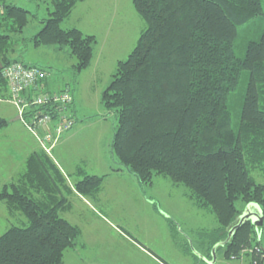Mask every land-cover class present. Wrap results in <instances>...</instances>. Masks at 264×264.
<instances>
[{"label": "trees", "instance_id": "1", "mask_svg": "<svg viewBox=\"0 0 264 264\" xmlns=\"http://www.w3.org/2000/svg\"><path fill=\"white\" fill-rule=\"evenodd\" d=\"M83 1L53 0L50 17L33 38L36 47L68 50L76 76L91 66L97 38L62 25ZM132 1L147 28L102 94L103 107L118 121L112 155L140 185L167 177L187 187L194 204L215 216L218 226L200 233L201 253L209 263L216 249L227 260L248 256L251 264H263L264 184L252 172L264 176V28L247 42L243 58L235 50L239 27L264 17L263 0ZM28 24L29 11L0 0V101L11 97L4 68L27 65L11 54L13 34ZM246 72L235 131L230 97ZM7 125L0 119V130ZM79 176L75 190L86 197H94L106 178L83 171ZM69 191L48 154L29 156L20 180L0 192L9 213L28 223L0 236V264L63 263L81 236V229L61 215L71 208ZM239 202L257 205L262 222H244L228 240L245 213Z\"/></svg>", "mask_w": 264, "mask_h": 264}, {"label": "rangeland", "instance_id": "2", "mask_svg": "<svg viewBox=\"0 0 264 264\" xmlns=\"http://www.w3.org/2000/svg\"><path fill=\"white\" fill-rule=\"evenodd\" d=\"M6 1L29 11L28 26L22 33L13 34L11 58L48 71L49 90H59L65 85L70 88L77 100L78 113L82 112L89 120L72 140L70 149L66 152L62 147L61 157L65 162L61 163L62 170L69 174L76 167H83L90 175L108 176L104 192L94 208L77 203L74 196L71 211L61 214L78 225L82 232L76 240L77 254L69 257L72 253L69 251L65 264H234L233 260L224 258L223 251L216 253L215 263H209L203 257L200 233L215 229L218 223L209 210L199 209L194 204L187 187L164 176H156L151 184L142 186L117 164L112 155L111 144L118 121L114 113L103 107L102 94L111 83L119 61L128 58L147 28L133 1L87 0L81 6H75L71 18L62 27L69 29L73 23L97 38L95 61L79 76L73 69L75 59L70 57L68 50L62 52L55 46L34 45V36L53 11V0ZM260 28H264V17L239 27L235 43L239 58L245 56L247 42L259 34ZM248 75L247 72L243 74L239 88L230 97L235 131L239 128ZM8 101L12 103L10 98ZM81 122L82 117H79L77 125ZM19 123H16L19 142L11 144L13 157H17L20 163L16 169L18 175L0 174V192L5 184L19 181L25 171L23 160L32 142L31 135L23 131ZM88 159L92 165L87 163ZM113 172H124L125 175L115 176ZM76 175H71V188L81 179ZM252 175L264 184L260 172H252ZM243 207L239 202L238 208ZM252 207L257 210L252 209L250 213L257 214L259 207L254 204ZM27 225V220L16 214L7 226L0 229V236L12 226ZM262 243L264 246V237ZM243 258L250 260L248 256Z\"/></svg>", "mask_w": 264, "mask_h": 264}, {"label": "built area", "instance_id": "3", "mask_svg": "<svg viewBox=\"0 0 264 264\" xmlns=\"http://www.w3.org/2000/svg\"><path fill=\"white\" fill-rule=\"evenodd\" d=\"M3 75L8 82L10 99L18 108L20 119L40 138L42 146L50 151L74 127V97L71 90L66 88L59 92L46 91L47 72L21 63L7 66ZM41 130L45 131L42 137L39 135ZM260 257L264 264V254ZM252 264L259 263L254 261Z\"/></svg>", "mask_w": 264, "mask_h": 264}, {"label": "crops", "instance_id": "4", "mask_svg": "<svg viewBox=\"0 0 264 264\" xmlns=\"http://www.w3.org/2000/svg\"><path fill=\"white\" fill-rule=\"evenodd\" d=\"M87 1V0H86ZM86 1L83 2H79L76 6H81L82 4H84ZM77 7L75 10H77ZM73 14V12H72ZM72 14L70 15V17L67 19L69 20L72 16ZM79 28L81 29L85 34H89V35H94L92 32H85L80 26H74V24L72 23L71 26H69V28ZM95 61V53H94V59L93 62ZM28 65V64H27ZM33 66V65H32ZM92 66V65H91ZM90 66V67H91ZM49 84H50V75L48 76L46 83H45V90L49 91V92H59L61 90H63L64 88H66V85L64 88L59 89V90H49ZM71 90V89H70ZM73 97H74V104L72 107V114L74 116L75 119V124L74 127L67 133H65L60 139L59 141L51 147V150L48 151L47 149H45L41 142H40V138L35 135L34 133H32L27 127L26 125L21 121V119L19 118V114H18V109L16 108L15 105H13L11 102H9L8 100L6 101H0V119H6L8 121V125L0 130V174H7L8 176L11 175H18L17 174V168H19V160L17 157H13V151H12V145L14 142H19V138H18V124H16L18 121L20 122L19 125L21 126L20 128H22V130L27 131L31 137L29 138L30 141L32 142V144L27 148V154L25 155V158L23 160V164L26 163V160L29 158L30 155L36 153V152H42L45 154H48L56 163V165L58 166V168L60 169V171L64 174V176L67 178V184L69 185L70 179H71V175L72 174H78L76 176H79V173L85 172L86 174H89L85 168L83 167H76V170L70 172L69 174L66 173V171L62 170V166L61 163H65L63 160V157H61V153H62V147H64L66 149V152L68 149H70V145L72 143V140L78 135L80 134L81 128L87 126L88 123V118H85L86 116L82 114V112H80V114L78 113V105H77V100L75 98L74 93ZM7 106V107H4ZM6 108H9L10 111H5ZM79 117H82V122L78 123V119ZM15 124V125H14ZM45 131H40L39 135L42 137L45 133ZM87 163H90L91 165L93 164V162L88 159ZM24 173V172H23ZM113 174L115 176L120 175V176H124L125 173L124 172H113ZM90 175V174H89ZM132 175V174H131ZM100 176V175H99ZM105 181L108 178L107 175H105ZM105 181L102 185L101 190L94 196V197H86V196H82L79 193L76 192L75 190V186L74 188H71L72 186L69 185L70 187V191L68 192V199L71 203V208L66 211L69 212L72 209V201L73 198H75L76 202L84 204L86 206H88L89 208H94L93 206H95V203H97L99 201V197L102 195V193L104 192V188H105ZM17 182V181H16ZM9 184V183H8ZM75 196V197H74ZM65 213V212H64ZM16 216H12L7 207L6 204L2 201H0V229H2L3 227L7 226V223L11 221L12 218H15ZM67 219V218H66ZM68 220V219H67ZM69 222H71L70 220H68ZM72 223V222H71ZM73 224V223H72ZM75 225V224H74ZM78 226V225H77ZM8 230V229H7ZM6 230V231H7ZM5 231V232H6ZM4 232V233H5ZM3 233V234H4ZM82 233V232H81ZM82 236V235H81ZM72 251V253H69V257H73L75 254H77V245L74 249H69L66 251L65 256H64V261L62 264H65V260L66 257L68 256V252ZM218 261V260H217ZM234 264L236 262V264H251V261H246L245 258L242 259H233ZM249 262V263H248Z\"/></svg>", "mask_w": 264, "mask_h": 264}, {"label": "water", "instance_id": "5", "mask_svg": "<svg viewBox=\"0 0 264 264\" xmlns=\"http://www.w3.org/2000/svg\"><path fill=\"white\" fill-rule=\"evenodd\" d=\"M0 69H3V65L0 62ZM20 119V117L18 118ZM252 211L251 206H249L248 209L245 210L244 215L240 218L239 223L233 227V229L230 231L228 240L232 237L234 232L246 221H252L255 225H261L262 222V217L257 213V214H252L250 213ZM225 244V243H222ZM216 262V249L213 250V261L212 263Z\"/></svg>", "mask_w": 264, "mask_h": 264}]
</instances>
